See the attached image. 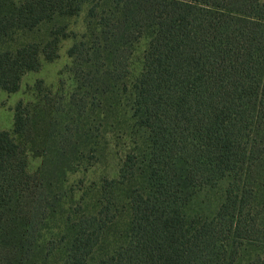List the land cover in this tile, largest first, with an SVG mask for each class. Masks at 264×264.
<instances>
[{
	"label": "trees",
	"instance_id": "obj_1",
	"mask_svg": "<svg viewBox=\"0 0 264 264\" xmlns=\"http://www.w3.org/2000/svg\"><path fill=\"white\" fill-rule=\"evenodd\" d=\"M81 14L67 104L19 101L17 138L0 129V264H264V0H0V90L57 57V18ZM108 125L127 141L117 174L79 196L68 177ZM204 192L213 211L192 213Z\"/></svg>",
	"mask_w": 264,
	"mask_h": 264
},
{
	"label": "rangeland",
	"instance_id": "obj_2",
	"mask_svg": "<svg viewBox=\"0 0 264 264\" xmlns=\"http://www.w3.org/2000/svg\"><path fill=\"white\" fill-rule=\"evenodd\" d=\"M85 14L71 18H57L59 24L67 25L68 37L63 38L60 43L58 56L53 60L48 61L43 59L38 70L26 72L20 83V88L16 92H8L0 90V129L10 132L12 136H17L14 133V119L16 105L19 101L25 103L30 102L31 107L35 108L37 103H44L48 98L56 104H67L71 93L76 88V78L71 71L72 59L68 55V49L75 41V38L80 37L81 33L87 31ZM53 23L43 24L40 28L32 32H24L13 40L4 42L1 45L2 49H8L26 41H37L45 38L50 31L49 25ZM76 34V35H75ZM148 39L142 38L135 46L131 58V79L135 78L143 67L144 51L147 47ZM38 85V88H37ZM39 85L41 88L39 89ZM43 105V104H41ZM41 107V106H40ZM101 134L105 136L101 147H107L98 160L93 163V167L86 168L89 165H83L75 174L68 177L66 184L69 188L75 190L80 189L79 196L84 190L90 187L91 182L98 181L104 176L114 177L117 174L118 166L120 165L123 155L125 154L127 141L125 139H115L118 136L117 132L109 129V125L104 128ZM46 150V146L41 147ZM43 156L30 151L28 153V169L34 172L43 163ZM78 196V197H79ZM207 208L206 213H211L215 207L214 192L201 193L191 206V212L195 213L201 210V207Z\"/></svg>",
	"mask_w": 264,
	"mask_h": 264
}]
</instances>
